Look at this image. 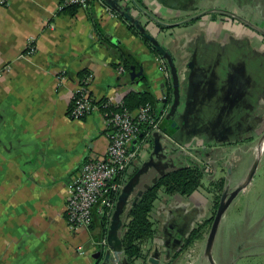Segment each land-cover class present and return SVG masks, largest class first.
<instances>
[{
  "label": "crops",
  "instance_id": "crops-1",
  "mask_svg": "<svg viewBox=\"0 0 264 264\" xmlns=\"http://www.w3.org/2000/svg\"><path fill=\"white\" fill-rule=\"evenodd\" d=\"M111 2L96 0L73 12L61 11L59 0H10L0 6V264H116L105 259L112 220L123 188L150 160L152 136L136 143L137 159L106 214L105 236L98 213L89 228L72 229L66 219L74 176L84 160L104 156L109 144L102 110L81 119L69 116L81 75L93 74L90 89L97 100L120 103L129 91L145 89L142 81L126 79L128 71L118 73L122 59L116 44L141 61L159 100L161 128L176 147L140 175L121 214L122 224L112 232L113 245L132 219L138 192L161 171L196 162L214 168L204 174V186L190 195L161 193L150 212L158 233L143 244L145 256L135 264H185L192 249L182 250L187 238L214 210L209 183L224 178L222 196L245 181L257 161L252 147L264 134V0H137L174 23L148 26L173 57L178 78L164 58L162 68L159 55L129 29ZM119 5L149 22L132 0H119ZM30 40L36 50L26 54ZM175 81L180 86L178 108ZM238 196L215 238L217 264H248L254 256L264 257V232L253 234L255 225H264V209H258L262 202L244 204ZM103 238L107 244L99 243ZM204 241L205 233L194 242L196 264H211ZM99 250L103 253L96 258ZM122 251L119 264H128L124 247Z\"/></svg>",
  "mask_w": 264,
  "mask_h": 264
},
{
  "label": "built area",
  "instance_id": "built-area-1",
  "mask_svg": "<svg viewBox=\"0 0 264 264\" xmlns=\"http://www.w3.org/2000/svg\"><path fill=\"white\" fill-rule=\"evenodd\" d=\"M94 1L96 0H59V9L63 11L69 7L87 8ZM9 3L10 0H0V6H7ZM109 10L115 14L111 8ZM35 50L34 44L31 43L26 54H32ZM158 59L164 69L163 58L159 56ZM5 70H8V67L1 71V74ZM126 72L123 65L118 67V73ZM92 80V73L81 77L68 113L73 119H81L98 109L102 110L108 124L109 144L104 156L84 160L81 169L72 180L66 203V219L72 229L92 226L95 220V209L102 214L110 213L115 205L116 194L122 187L124 174L137 159L138 147L135 140L140 134H144L145 139L155 131L163 132L160 114L151 103L148 102L135 110H130L123 101L114 103L108 98L97 100L91 93ZM163 97L167 98V95ZM163 133L173 140L171 135ZM178 147L185 149V146L180 143ZM210 165V163L206 165L207 171H210ZM100 241L106 242L104 238ZM185 264H196L192 254H189Z\"/></svg>",
  "mask_w": 264,
  "mask_h": 264
},
{
  "label": "trees",
  "instance_id": "trees-1",
  "mask_svg": "<svg viewBox=\"0 0 264 264\" xmlns=\"http://www.w3.org/2000/svg\"><path fill=\"white\" fill-rule=\"evenodd\" d=\"M77 8L78 7H69L67 9H70L73 12ZM122 18L128 22V27L134 34L140 36L154 53L159 55L161 58H164L155 44L143 34L136 24L126 20L124 17ZM116 46L120 51L122 59L121 64L127 71H130L132 64L136 66L137 70L142 67L141 61L134 54L128 51V49L121 44H116ZM86 74L87 72H84L81 77ZM141 81L145 85V89L129 91L125 95L123 101L124 105L130 110H135L149 102L156 107L159 112V100L150 88L147 75L141 77ZM204 174L205 173L200 164L192 163V165L178 167L163 173L150 188L144 191L138 202L132 208V219L127 224L126 230L123 234L124 252L129 263L135 264L136 259L145 256L143 244L154 238L158 233L156 224L150 217V212L152 211L154 203L160 197L161 193H180L182 195H190L204 186L202 182ZM224 183V178L213 180L209 183L208 190L214 192V210L207 220L200 223L199 226L192 231L182 250H185L197 239L202 237L208 227L212 224L221 198L220 191L222 190ZM94 212V215L98 213L103 221V236H105L108 216L106 214H102L97 209H95Z\"/></svg>",
  "mask_w": 264,
  "mask_h": 264
},
{
  "label": "water",
  "instance_id": "water-1",
  "mask_svg": "<svg viewBox=\"0 0 264 264\" xmlns=\"http://www.w3.org/2000/svg\"><path fill=\"white\" fill-rule=\"evenodd\" d=\"M135 4V6L138 8L139 12H142L144 15H146L149 18V22H143L141 21L139 18H137L135 16V14H133L131 12V8L130 7H125L124 9L119 5V0H114V2H111V5L114 9V11L121 13L122 16H124V18L130 22H133L134 24H136V26L143 32V34L152 42L155 44V46L157 47V49L159 50V52L162 54V56L166 59L167 63L169 64V66L171 67L172 73L175 75L176 78H178V72L176 70V65L174 63L173 57L171 56V54L166 50V48L160 43V41L158 40L157 36L155 35V33L152 32V30L149 28L148 23L150 24V22L152 24H158L160 26H171L173 25L170 22L165 21L164 19L160 18L157 14L152 13L149 9L144 8L143 6H141L139 4V2H137V0H132ZM145 74L144 72V68L141 67L139 70L136 69V66L134 64L131 65L130 71H128L127 75H126V79H128L129 81L133 82V83H137L139 84L141 82V77H143ZM177 80V79H175ZM175 102H174V107L178 108L179 104H180V86H179V82L175 81ZM167 98H164V100H166ZM165 132V131H163ZM163 132L160 131H155L152 133V137L150 138V140L154 139V150L153 153L150 157V160L148 162H145L144 166L136 173V175L125 185V187L122 190L121 195L119 196V201L117 203L116 206V210L114 213V217L112 220V228L113 230L110 231L111 234H109L108 236V243L110 245V248L106 251L105 254V259L106 260H110L113 259V261L116 264H119L121 261V257H120V252L122 251L123 248V237L121 238L120 242L118 243L117 246H114L111 238H112V232H114V229H116L117 227H119L122 224L121 221V214L124 212V208L125 206L129 203V197L132 193V191L135 188V185L137 184V182L139 181V177L140 175L146 170V167L149 166L150 164L155 163L156 159H166L170 156L171 152L173 151V149H175V145H174V141L169 138L166 134H164ZM264 137V134L262 136V138ZM261 138V139H262ZM149 140V139H148ZM144 141V134H140L139 138L137 140H135V144L138 142ZM258 161H259V157L257 158V161H255L253 169L251 170L249 176L246 178L245 181H243L241 184H239L234 190L230 191V190H225L222 193L219 205L217 207L216 210V214L215 217L213 219V222L211 224V228L209 231V235H208V241H207V246H206V251H205V255L208 258V260L210 261L211 264H217L214 256H213V247H214V242H215V238L220 226V223L222 221V218L226 212V210L228 209V207L230 206V204L233 202V200L236 198V196L239 194V192L247 185V183L251 180L254 171L256 169V167L258 166ZM163 171H161L162 175ZM159 178V177H158ZM156 178L155 181L158 179ZM154 181V182H155ZM152 186L149 185L147 187L150 188ZM143 190L139 191L137 196L135 197L133 204H136L138 202L139 196H141L143 194ZM99 243H101V241H99ZM103 244H107V242L103 243ZM103 251L99 250L96 254L95 257L99 258L102 255ZM152 260V259H151ZM126 263V262H125ZM127 263L129 264V262L127 261Z\"/></svg>",
  "mask_w": 264,
  "mask_h": 264
},
{
  "label": "rangeland",
  "instance_id": "rangeland-1",
  "mask_svg": "<svg viewBox=\"0 0 264 264\" xmlns=\"http://www.w3.org/2000/svg\"><path fill=\"white\" fill-rule=\"evenodd\" d=\"M263 163H264V156H263ZM239 195V196H238ZM237 196L239 197V201L241 200L244 204H247L251 201V203H254L256 206L259 202H262V205H259V211L261 212L264 209V164L260 167L258 166V171L256 174V177H254V180L251 182V184L244 190V192H240ZM243 206V205H242ZM241 205L239 207H242ZM240 208H238V211ZM237 213V212H236ZM236 213H232V220L236 221ZM261 223H258V225H255L253 227V234L259 233L260 231L264 232V225H260ZM211 225L208 227L207 231L205 232V245L204 249L206 251L207 241H208V235L210 231ZM203 242V243H204ZM191 248L188 252L192 254L194 259L196 260L197 255V246L193 243L191 245ZM188 252L185 255L188 256ZM195 254V255H194ZM185 257V258H186ZM260 262L264 264V257L262 255H257L248 260V264H258Z\"/></svg>",
  "mask_w": 264,
  "mask_h": 264
},
{
  "label": "flooded vegetation",
  "instance_id": "flooded-vegetation-1",
  "mask_svg": "<svg viewBox=\"0 0 264 264\" xmlns=\"http://www.w3.org/2000/svg\"><path fill=\"white\" fill-rule=\"evenodd\" d=\"M215 11V10H214ZM233 17V15L232 14H230L229 15V19H231ZM236 126H240V124H238V123H236ZM263 136V135H262ZM261 138L262 137H260V138H257V141L254 143V145H253V147H252V150H253V156L255 157H257V149H256V146L258 145V143L260 142V140H261ZM255 138H252L251 140H254ZM263 154H264V151L262 152V154L260 155V158L263 156ZM197 163V162H196ZM197 164H199V163H197ZM211 164V163H210ZM201 165V164H200ZM207 164H202L201 165V167H202V169H203V171H204V173H206L207 175H210L211 173H213V171H214V168H213V165L211 164L210 165V171H207V166H206ZM209 170V169H208ZM242 191V190H241ZM240 191V192H241ZM239 192V193H240ZM237 197V196H236Z\"/></svg>",
  "mask_w": 264,
  "mask_h": 264
},
{
  "label": "bare ground",
  "instance_id": "bare-ground-1",
  "mask_svg": "<svg viewBox=\"0 0 264 264\" xmlns=\"http://www.w3.org/2000/svg\"><path fill=\"white\" fill-rule=\"evenodd\" d=\"M256 149H257V158H258V157H260V155L264 151V137L260 140V142L256 146Z\"/></svg>",
  "mask_w": 264,
  "mask_h": 264
}]
</instances>
